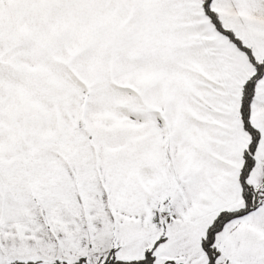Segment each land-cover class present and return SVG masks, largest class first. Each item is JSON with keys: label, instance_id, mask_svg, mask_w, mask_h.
<instances>
[{"label": "snow or ice", "instance_id": "snow-or-ice-1", "mask_svg": "<svg viewBox=\"0 0 264 264\" xmlns=\"http://www.w3.org/2000/svg\"><path fill=\"white\" fill-rule=\"evenodd\" d=\"M0 264H264V0H0Z\"/></svg>", "mask_w": 264, "mask_h": 264}]
</instances>
